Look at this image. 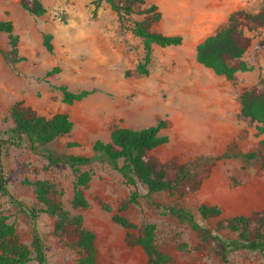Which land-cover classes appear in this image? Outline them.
Returning a JSON list of instances; mask_svg holds the SVG:
<instances>
[{
	"label": "rangeland",
	"instance_id": "1",
	"mask_svg": "<svg viewBox=\"0 0 264 264\" xmlns=\"http://www.w3.org/2000/svg\"><path fill=\"white\" fill-rule=\"evenodd\" d=\"M39 1L45 9L42 17L24 11L19 0H0V20L10 21L18 36L14 61L6 35L0 34L1 132L12 127L9 109L16 102L45 118L65 113L72 122L71 132L46 148L57 155L91 156L93 143L109 141L114 127L141 129L164 121L161 134L168 141L148 157L187 164L202 184L181 199L155 195L156 201L177 203L209 227L218 219L203 222L197 213L200 205L218 207L220 218L264 211V167L244 165L238 158L217 159L229 147L233 153L248 152L264 142L258 125L240 117L241 94L264 82V27L248 34L250 47L244 56L248 70L227 80L198 65L193 50L195 41L213 33L227 11L219 10L206 23L199 21L204 3L191 1L189 9L178 11V25L163 20L152 26L153 32L178 33L182 42L165 48L153 45L148 74L142 76L135 72L142 57L141 41L131 33L142 7L119 16L98 0ZM151 2L147 0L145 6ZM263 5L264 0H245L236 9L257 12ZM44 34L52 36V53L42 45ZM53 68L58 73L46 77ZM59 86L90 94L65 105L56 89ZM2 163L9 193L26 207L32 208L35 199L25 182L46 180L53 185L55 200L70 214L80 215L83 227L94 234L96 264H146L140 248L126 245V230L112 220L116 213L138 227L153 224L155 244L172 258L171 264H264V253L236 251L223 263L209 248H197V235L186 224L148 208L140 186L136 203L121 210L134 188L106 164L79 168L78 172L90 175L84 190L87 207L73 210L75 173L68 167L48 165L41 155L14 148L2 152ZM0 214L14 226L20 242L28 245L31 220L26 210L0 194ZM54 223L55 218L47 215L36 220L46 263L76 264V251L52 235Z\"/></svg>",
	"mask_w": 264,
	"mask_h": 264
},
{
	"label": "trees",
	"instance_id": "2",
	"mask_svg": "<svg viewBox=\"0 0 264 264\" xmlns=\"http://www.w3.org/2000/svg\"><path fill=\"white\" fill-rule=\"evenodd\" d=\"M147 0H98L106 3L119 16L132 13L134 7H142L141 18L133 23L131 33L141 41L142 57L135 66L138 75L148 74L152 46L161 48L179 46L180 36H166L151 31L153 24L160 20L161 14L154 4L145 6ZM24 11L34 17H42L45 9L39 0H19ZM264 27V5L257 12L236 10L229 14L227 21L205 37L195 47V61L217 76L231 80L237 73L248 70L244 56L250 47L249 33ZM0 34H5L9 46V55L16 61L18 36L10 21L0 20ZM52 36L44 34L42 45L52 53ZM53 68L46 73L51 77L58 73ZM61 94V102L71 105L87 97L90 92L69 91L65 86L56 88ZM12 127L0 131V194L8 197L19 209H25L31 220V240L28 245L20 242L15 228L0 214V264H47L44 242L37 231L36 220L40 215L55 218L52 235L66 242L76 251V264H96L97 250L95 236L82 225L80 215H72L54 198L53 185L46 180L25 182L33 189L35 203L32 208L17 201L8 191L2 163V152L9 148L24 149L39 154L48 165H62L75 173L70 206L73 210L87 207L84 190L90 182L88 172H78L79 168L93 163L108 165L120 174L124 182L134 188L129 200L121 206L136 203L140 197L138 186L144 190L143 198L149 209L161 215H170L186 224L197 235V248H209L220 262H227L236 251L264 253V211H254L248 216L238 215L220 218L221 210L216 206L200 205L197 213L203 222L218 219L214 227L201 225L196 217L177 203L163 204L154 199L155 195L181 199L194 193L201 187L202 179L187 164L175 161L159 162L148 157V153L167 143L168 138L161 134L166 122L158 121L154 125L141 128L114 127L109 141H95L91 156L57 155L46 146L59 137L68 135L72 122L65 113H56L50 118L40 116L34 109L14 103L9 109ZM240 117L258 125L264 135V82L260 87L244 91L240 96ZM264 142L248 152H231L229 147L217 159L238 158L244 165L264 167ZM105 208V206H104ZM112 220L126 230L125 243L128 247H138L146 257V264H171L172 258L160 251L155 244V226L144 224L136 226L122 215L114 214Z\"/></svg>",
	"mask_w": 264,
	"mask_h": 264
},
{
	"label": "crops",
	"instance_id": "3",
	"mask_svg": "<svg viewBox=\"0 0 264 264\" xmlns=\"http://www.w3.org/2000/svg\"><path fill=\"white\" fill-rule=\"evenodd\" d=\"M191 1L192 2L195 1L197 3H202V2L204 3L205 8L202 13V16H199V21H204L206 23L211 21V19H208V17H212L214 14H217L219 10L222 9V11H227L226 17L217 26L219 28V26H222L227 21V18L230 13H232L233 11L239 10V9H236V6L245 0H152L150 4H154L158 8V11L161 14L160 20L155 24H158L159 22L163 20H170L169 25L170 24H172L173 26L178 25L179 24V16L177 14L178 11L189 9L188 7ZM156 33H160L166 36H180L178 33L173 32V31H169V32L158 31ZM208 35H206L205 37H207ZM205 37H203L202 39L198 41H195L194 47H193L194 57H195L196 45L200 43ZM193 50H190V51H193Z\"/></svg>",
	"mask_w": 264,
	"mask_h": 264
}]
</instances>
